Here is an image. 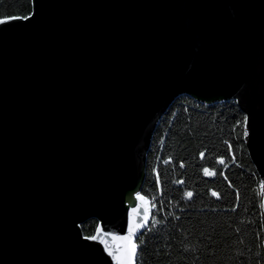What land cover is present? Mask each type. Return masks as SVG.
Masks as SVG:
<instances>
[{"label": "water", "instance_id": "obj_1", "mask_svg": "<svg viewBox=\"0 0 264 264\" xmlns=\"http://www.w3.org/2000/svg\"><path fill=\"white\" fill-rule=\"evenodd\" d=\"M30 3L0 23V264L127 261L113 237L149 226L147 153L178 96L235 102L264 182V0Z\"/></svg>", "mask_w": 264, "mask_h": 264}, {"label": "trees", "instance_id": "obj_2", "mask_svg": "<svg viewBox=\"0 0 264 264\" xmlns=\"http://www.w3.org/2000/svg\"><path fill=\"white\" fill-rule=\"evenodd\" d=\"M30 11V0H0V18ZM243 122L233 101L203 105L178 96L169 105L147 153L142 193L153 209L136 240V264H264L261 179ZM205 168L216 174L206 176ZM95 227L90 220L82 232L91 236Z\"/></svg>", "mask_w": 264, "mask_h": 264}, {"label": "snow or ice", "instance_id": "obj_3", "mask_svg": "<svg viewBox=\"0 0 264 264\" xmlns=\"http://www.w3.org/2000/svg\"><path fill=\"white\" fill-rule=\"evenodd\" d=\"M28 16L25 17H8V18H0V23H6L9 19H28ZM203 153H201V157H203ZM165 163H168V161H165ZM220 164H224L225 161L223 159H221L219 161ZM204 174L206 176H211V175H215L216 173L214 171H210L209 169L205 168L204 170ZM180 183H183L182 181H180ZM261 187L262 189H264V182H261ZM213 196H218V194L216 192L212 193ZM193 196V193L191 191H188L185 193V197L188 199H191V197ZM137 198L141 199V200H145L146 198L141 196L139 193H137ZM154 199V198H153ZM154 206V205H153ZM264 206V205H262ZM134 211H136L134 209ZM153 223H155V221H153ZM147 224V221H143L141 224L136 225V228L133 229L130 227L129 229V235L128 236H124V237H113L114 240H121V241H128L130 244V248L128 249L129 255H128V260L125 262H122V264H135V254H136V250L138 245L135 243L134 240H132V236L135 234L136 229L140 228V227H144ZM101 229L97 228L96 231V235L89 237L90 239H97L98 237H100L101 234ZM111 254V253H110Z\"/></svg>", "mask_w": 264, "mask_h": 264}, {"label": "built area", "instance_id": "obj_4", "mask_svg": "<svg viewBox=\"0 0 264 264\" xmlns=\"http://www.w3.org/2000/svg\"><path fill=\"white\" fill-rule=\"evenodd\" d=\"M261 182H262V181H261ZM260 193H261V196H262V194L264 193V189H262L261 184H260Z\"/></svg>", "mask_w": 264, "mask_h": 264}]
</instances>
